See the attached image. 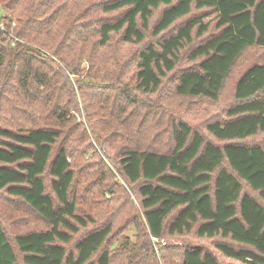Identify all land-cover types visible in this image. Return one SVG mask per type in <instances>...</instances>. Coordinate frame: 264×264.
Instances as JSON below:
<instances>
[{"label":"trees","instance_id":"obj_1","mask_svg":"<svg viewBox=\"0 0 264 264\" xmlns=\"http://www.w3.org/2000/svg\"><path fill=\"white\" fill-rule=\"evenodd\" d=\"M81 1L0 0V123L7 120V107L18 105L13 109L19 111L13 125L0 124V191L47 226L10 242L0 225V264H112L104 248L110 225L79 237L72 251L65 249L73 236L95 225L77 213L71 192L68 144L75 131L65 129L81 106L88 123V107L108 111L119 129L113 141H127L115 181L133 188L147 238L162 241L191 232L219 237L225 242L214 248L222 257L234 264H264V145L239 143L264 133V0H105L73 9ZM147 32L155 42L144 44L131 76L126 64L112 75L107 60L100 66L101 51L113 36L125 45L140 44ZM194 39L199 42L188 58L199 62L179 72L173 87L178 97L218 101L242 57L261 51V59L235 82L226 118L205 126L224 144L205 141L181 121L167 127L166 147L145 144L142 134L149 125L137 95L158 93L179 50ZM131 118H138V127ZM81 129L86 134L82 123ZM88 129L110 161L95 128L88 124ZM177 264L219 262L198 248H185Z\"/></svg>","mask_w":264,"mask_h":264},{"label":"rangeland","instance_id":"obj_2","mask_svg":"<svg viewBox=\"0 0 264 264\" xmlns=\"http://www.w3.org/2000/svg\"><path fill=\"white\" fill-rule=\"evenodd\" d=\"M104 1L82 0L76 6L72 5V7L78 11L85 8V6H93V4ZM158 14L159 11L155 12L151 18L150 28L157 20ZM100 15L96 13L94 16ZM101 16L104 18L106 15L102 14ZM211 18L209 17L207 20H211ZM178 25L177 22L175 27ZM3 28L1 24V29ZM170 31L172 32V30ZM119 38V35L113 36L110 46L101 51L100 66L103 65L104 60H107L108 73L112 75L118 72L119 66L122 67L126 64L129 66L128 75L131 76L135 72L138 54L144 44L154 43L155 38H152L150 32H147L143 43L129 45L122 44ZM198 42V39H194L192 44L179 50L177 54L178 62L173 71L161 80L162 84L158 93L150 97L137 95V100L144 101V107L141 108L142 114L143 112L147 113L143 121L144 125L146 123L149 125L146 133L142 134L144 136L143 143L153 144V142H157L154 145L162 143L166 147L169 142L167 127L173 122L181 121L194 132L201 134L205 141L219 146L224 144L207 134L205 126L210 122L223 121L226 118L227 109L234 103L233 89L235 82L251 64L261 59V51L252 49L242 57L227 78L218 101L178 97L173 92L175 79L179 72L195 67L199 62V59L190 61L188 58L190 50ZM117 75L114 74L113 76L117 77ZM125 80L128 81L129 77H126ZM108 85L116 87L114 83ZM19 101L21 102V99ZM17 107L18 105L7 107L5 117V120H7L1 122V125L3 123L7 125L10 121V125L14 124L16 114L19 111L17 109L15 111L13 108ZM87 115L89 123L86 114L82 111V106L78 113L72 112L71 123L65 130L71 127L70 131H75L73 141L68 144V152L72 153L71 166L74 170V182L71 192L72 194L75 193L77 213L82 216H90L94 219L95 225L88 226L87 229L81 230L73 236L72 242L65 246L66 251H72L76 240L92 229L110 225L111 233L104 248L111 253L112 264H177L178 256L185 248H198L202 252L210 253L216 257L219 264H234L215 250V244L225 242L219 237L211 239L198 238L194 232H191L180 237L176 236L156 241L145 236L141 211L134 200L133 188H122V185H118L115 181L117 180L118 154L123 148L128 147V143L120 140V138L113 141L114 135L112 133L119 131V129L117 122L109 115L108 111L88 107ZM130 120L131 124L138 127V118H131ZM21 121L18 123L23 124ZM81 123L86 129V134L82 132ZM88 124L95 128L98 137L104 142L103 145L108 148L110 161H107L102 151L98 149L96 138L89 131ZM121 131L123 132L124 129H121ZM156 133L157 136H155ZM79 138L81 139L79 140ZM239 143L247 147L263 146L264 133H258ZM243 192L260 202L257 195L246 186H243ZM0 225L10 242H13L14 237L17 235L42 231L47 228L20 201L8 197L2 191H0Z\"/></svg>","mask_w":264,"mask_h":264}]
</instances>
